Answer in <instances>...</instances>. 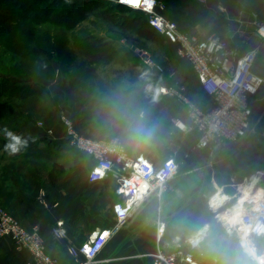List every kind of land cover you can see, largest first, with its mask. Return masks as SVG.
<instances>
[{
	"label": "crops",
	"instance_id": "1",
	"mask_svg": "<svg viewBox=\"0 0 264 264\" xmlns=\"http://www.w3.org/2000/svg\"><path fill=\"white\" fill-rule=\"evenodd\" d=\"M176 1L180 8L184 10L189 8L190 11L183 12L180 18H177L175 14L168 15L166 10L165 16L173 23H175L174 18L179 19L178 23L181 27L175 24L182 33L194 35L199 39L209 35L232 38V44L237 46L243 40L238 32L245 30L249 40L239 45V52L244 54L257 48L254 73L264 77V39L254 35L255 29L251 25L254 20L253 15H257V20L264 23V4L259 0H207L203 5L195 0ZM193 6L199 10L192 11ZM132 13L134 17L144 20L139 14ZM185 19H191V23L183 24L182 21ZM158 36L161 42L156 44L173 47L177 57L183 61H175V67L170 65L165 67L151 57L154 63L164 70L163 74H159L155 69H149V75L153 77L150 79L152 83H147L151 84L152 92H146L144 88L140 89L139 85L119 88L110 97L94 98L91 104L95 106L93 110L96 111L103 101L104 131L100 134L111 139L118 134L113 117L110 115L112 102L118 97L130 98L137 108L145 111L147 119L158 125V131L151 147L139 151L124 147L127 155L131 158L143 157L156 167L162 165L166 159L173 158L179 164L180 175L175 181L173 180L176 177L166 185L160 198L146 199L131 214L126 224L111 235L97 258L88 264H151L149 255L158 251L167 254L175 251L177 247L187 249L189 237L198 232L199 228L188 229L183 227V222L181 226L175 227V224L186 219H194V214L205 209L204 201L198 198L191 200V198L201 189L206 190V187L201 188L206 177L211 176L215 192L216 189H221L225 193L222 194L219 190L215 194L225 199L224 209L233 200H235L234 205L237 206L240 194L238 189L235 193V186L250 177H244L243 182L238 184L232 181V184H235L233 190L226 192L227 185L223 180L225 177L234 176L236 172L232 170H237L233 169L235 163L232 168L227 166V162L233 159L231 148L241 147L243 143L249 141V137L237 145L225 148L199 149L196 147L198 141L196 130L182 132L175 126L176 122H179L190 127L186 110L177 99L160 96L157 93L158 88L172 87L174 82L185 87L186 97L190 101H192L190 97L195 98L197 103L194 104L202 112H209L213 107V101L203 93L191 66L178 55L177 47L162 36ZM172 73L178 77L174 81L170 78ZM58 92L57 86H54L51 93L61 107L58 106L56 111L46 112L40 124L32 122L21 130H11L16 134L35 138V142L29 141L30 146L27 150L16 155L6 153L4 128L0 126V206L26 229L38 227L47 253L58 264H83L84 259L74 261L68 253V248L87 242L92 233L112 230L115 225L112 206L118 198L111 181L88 183L87 174L93 167L94 161L71 146L66 139L64 125L59 120V113L67 114L70 119L72 118L74 129L79 131V122L82 118L77 113L84 97H73L72 105L71 103L64 105L65 99L58 97L56 95ZM153 95L158 96L155 102L152 100ZM254 120L256 121L255 138L262 137L264 92L256 99ZM48 130L52 132L51 135H47ZM217 176H221L223 181L219 185L215 182ZM259 191L263 190L257 189L255 193ZM245 203H240L235 209H241ZM210 212L214 211L210 210ZM183 213L187 216H183ZM60 222L67 234V240L57 239L52 233V229ZM220 222L222 234L226 238L235 239L238 248V237L227 234L226 222ZM161 224L164 225V230L162 237L158 238ZM204 235L205 241L210 231L207 229ZM182 239L184 242L178 244L177 242ZM259 241L257 243H260ZM203 242L192 251L194 260L199 264L201 261L196 256L203 247ZM29 261L27 252L16 249L9 239H0V264H28ZM213 264H216V261H213Z\"/></svg>",
	"mask_w": 264,
	"mask_h": 264
},
{
	"label": "built area",
	"instance_id": "2",
	"mask_svg": "<svg viewBox=\"0 0 264 264\" xmlns=\"http://www.w3.org/2000/svg\"><path fill=\"white\" fill-rule=\"evenodd\" d=\"M101 1L139 14L155 33L175 45L178 55L191 66L203 93L213 101V107L209 112L200 111L186 97L185 87L178 84L172 87H160L158 90L162 89V91L157 93L162 97L180 101V105L186 110L190 127L184 125L180 127L182 124L179 122H176L175 126L182 132L196 130L197 148L216 150L237 145L255 133L254 106L256 99L264 92V77L254 73L258 49H252L244 54L239 52V45L249 40L245 30L238 32L243 40L237 46L232 44V38L218 35L199 39L194 35L182 33L175 23L166 18L167 8L164 1L139 0L136 5L128 3L127 0ZM195 1L202 5L207 2V0ZM259 2L264 4V0ZM253 19L251 25L255 29L254 35L264 39V34L261 32L264 23L257 20V15H253ZM136 53L146 68L155 69L159 74L164 73L163 68L154 63L146 50L139 48ZM149 84L146 83L145 90ZM62 123L66 139L71 146L94 161L93 167L87 174L88 183L111 181L118 198L112 206L115 219L113 229L92 233L87 242L68 248V253L74 261L84 259L83 264H88L97 258L111 235L126 224L131 214L146 199L149 197L158 199L162 196L166 185L178 175L179 164L175 159L168 158L162 165L156 167L143 157H129L122 145L112 142L114 138H89L77 132L67 119L62 118ZM51 134L52 132L48 130L47 135ZM169 162L172 165L171 169L168 167ZM97 169L103 171V176L97 173ZM252 176H258L259 185H264V170L257 171ZM235 207L236 205L229 206L228 212ZM212 215L217 218L218 213ZM161 225L164 230V225ZM161 225L158 229V238L163 234ZM257 227L264 228V206L256 210L247 206L236 225L226 223L225 232L236 235L239 242L246 232L247 239L258 250H264V247L260 248L257 243L258 240H264V235L256 234ZM52 233L57 239L67 240L61 222L55 225ZM3 238L9 239L16 249L29 254L28 264H58L47 253L39 235V228L33 226L26 229L0 206V239ZM196 248L189 243L187 249L177 247L171 253L158 251L149 257L151 264H197L192 253Z\"/></svg>",
	"mask_w": 264,
	"mask_h": 264
},
{
	"label": "rangeland",
	"instance_id": "3",
	"mask_svg": "<svg viewBox=\"0 0 264 264\" xmlns=\"http://www.w3.org/2000/svg\"><path fill=\"white\" fill-rule=\"evenodd\" d=\"M6 2L11 3V1ZM49 2H51V5L70 8V11L67 13L72 14H70L67 22L74 25V30L68 31L51 24L35 26L33 24L12 23L0 26V31L5 33V36L0 38L1 45L10 47L8 41L33 44L41 51L38 56L39 60L42 63H48L45 67L37 62L20 59L12 53L7 52L4 55H0V68L3 65L5 68L13 66L15 71L20 73L23 83L41 85L46 88L51 101L46 110L47 112L56 111L58 106L61 107V104L56 102L55 96L51 93L54 86H57L59 91L56 95L65 99L64 105L71 103L73 97H84V101L77 113L82 120L79 122V131H76L88 137L105 139L104 135L100 134V132L104 131L102 123L103 101L96 111L93 110L95 106L91 103L96 97L99 99H103L104 96L110 97L119 88L139 85V88L142 89L147 82H151L150 79L153 76L149 75V68H146L136 56V51L139 48L146 50L157 63L165 67L168 65L175 67V61L183 60L177 57L173 47L167 44H156L141 40L130 31L120 28V24L124 20H132L134 18L132 11L128 9L115 7L110 19L106 20L100 15V12L108 9L109 7L107 6L97 10L94 8L93 2H78L77 0H69L67 2L49 0ZM164 3L166 4L167 14H175L177 18H180L183 12L190 11L189 8L185 10L180 8L176 0H165ZM191 9L194 12L199 10L194 6ZM178 20L176 18L173 19L181 27ZM182 23L189 24L191 23V19H185ZM100 38L112 42L116 52L100 64L93 65L84 58L83 49L92 39ZM144 72H147L148 76L141 79V74ZM170 78L174 81L178 77L175 73H172ZM174 86H176L175 82ZM190 99L192 103H197L195 98L190 97ZM177 102L180 104V101ZM11 104L13 107L16 106L14 102ZM5 105L6 101L0 100L1 125L8 117V110ZM40 112L32 117L23 115V120H18L17 123L21 121L27 124L32 122L39 123L44 115V113ZM62 118L67 119L74 127L72 118L70 119L67 114L59 113L61 123ZM255 136L256 134L253 133L249 136V141L243 143L242 146L240 145L241 147L231 148L233 159L227 162V166L232 168L235 163L236 166L234 165L233 169L237 170H232V172H236L234 176L230 178L225 177V180H223L227 185V193L233 190L234 185L240 183L244 177L264 170V138L260 136L259 138H255ZM239 165L241 166L239 167ZM179 175L180 172L173 181ZM206 178L203 186H201V188L206 187V190L201 189L198 194H195L191 198V200L198 198L200 201H204L205 209L198 214H194V219L179 221L175 224V227L177 225L181 226V222H183V227L188 229H208L210 235L203 242L204 248L202 247L199 250L196 258L201 261L200 264H213V261H217L221 252L233 255L234 250L237 249V245L235 239L226 238L222 234L223 230L220 220L214 217L212 215L213 212L209 210L208 202L210 197L215 193V189H213L211 176ZM215 180L218 185L223 182L221 176ZM232 181H235V184H232ZM259 192L264 193V191ZM182 215L187 216L186 213ZM183 242L184 240L182 239L177 243L182 244ZM259 242L258 246L260 248L264 247V240H260Z\"/></svg>",
	"mask_w": 264,
	"mask_h": 264
},
{
	"label": "trees",
	"instance_id": "4",
	"mask_svg": "<svg viewBox=\"0 0 264 264\" xmlns=\"http://www.w3.org/2000/svg\"><path fill=\"white\" fill-rule=\"evenodd\" d=\"M6 1H11V3L9 4ZM67 1L69 0H61V2ZM77 1L93 2V6L97 10L103 9L105 6L109 7L100 12V15L106 20L110 19L116 7L101 0ZM0 4V26L12 23L33 24L35 26L51 24L68 31L74 30V25L67 22L70 14H72L67 13L70 11L69 7L62 8L58 5H51L49 0H0ZM120 28L130 31L141 40L152 43L161 42V38L141 18L134 17L132 20H124L120 24ZM4 36L5 33L0 31V38ZM8 43L10 47H6L3 44L2 46L0 43V55L10 52L20 59L37 62L45 67L47 66V62L42 63L39 60L38 56L41 51L35 45L16 41H8ZM115 52L116 49L112 42L100 38L92 39L84 47L83 56L90 64L96 65L114 55ZM0 100L6 101L5 106L8 110L7 120L2 122L3 124L0 126L16 131L23 129L27 124L24 121L17 123L18 120H23V115L32 117L40 111V113L45 114L48 105L51 103L46 88L41 85H28L23 83L20 73L16 72L13 66L11 68H5L4 65L0 68ZM12 102L16 103V106L13 107Z\"/></svg>",
	"mask_w": 264,
	"mask_h": 264
},
{
	"label": "clouds",
	"instance_id": "5",
	"mask_svg": "<svg viewBox=\"0 0 264 264\" xmlns=\"http://www.w3.org/2000/svg\"><path fill=\"white\" fill-rule=\"evenodd\" d=\"M264 34V29L261 30ZM148 76L147 72L141 74V79ZM152 92V86L149 84L145 90ZM162 89L157 90V92ZM158 96L153 95L152 100L155 102ZM110 115L113 117V123L118 134L113 139L114 144L122 145L133 151H139L151 147L158 131V125L146 118L144 110L137 108L130 98L118 97L112 102ZM183 127V125H180ZM6 143L4 151L9 155H16L29 148V141L35 142L34 137L16 134L15 132L4 128L3 130ZM168 167L172 165L169 162ZM99 175L103 176V171L96 170ZM163 226L161 225V231ZM206 229H200L194 235L189 237L188 242L193 247H199L205 239ZM257 235H264V228L255 229ZM215 251V250H214ZM216 264H264V250H258L250 240L247 239V233L240 238L238 248L234 250L233 255L221 252Z\"/></svg>",
	"mask_w": 264,
	"mask_h": 264
},
{
	"label": "bare ground",
	"instance_id": "6",
	"mask_svg": "<svg viewBox=\"0 0 264 264\" xmlns=\"http://www.w3.org/2000/svg\"><path fill=\"white\" fill-rule=\"evenodd\" d=\"M238 189V192L240 194L239 198V203L237 204L240 205V203L246 202L244 207L241 206V209H234L233 211L228 212V207L231 205L235 204V200L232 201L231 204H229L225 209L224 205L225 199L221 195H215L218 193L220 190V193L225 194L222 192L221 189H216V192L211 196L213 197L212 203L211 202V197L208 202V207L211 211H214L213 214H217V218L220 219V221L226 222L227 224L230 225H236L240 221L241 214L247 206L251 208L252 210H256L260 207L264 206V193L257 192L255 193V190L257 189H262L264 191V187L259 185V178L258 176H252L251 179L246 180L245 182L235 186V193ZM235 193L232 195L234 197ZM227 195V194H226ZM210 205V206H209ZM237 206L235 208H237ZM224 209V210H223ZM222 210V211H221Z\"/></svg>",
	"mask_w": 264,
	"mask_h": 264
},
{
	"label": "snow or ice",
	"instance_id": "7",
	"mask_svg": "<svg viewBox=\"0 0 264 264\" xmlns=\"http://www.w3.org/2000/svg\"><path fill=\"white\" fill-rule=\"evenodd\" d=\"M128 3L136 5L139 3V0H127Z\"/></svg>",
	"mask_w": 264,
	"mask_h": 264
}]
</instances>
